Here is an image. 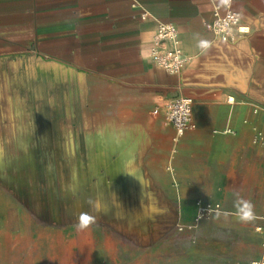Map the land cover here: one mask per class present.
Returning <instances> with one entry per match:
<instances>
[{
  "label": "crops",
  "instance_id": "crops-1",
  "mask_svg": "<svg viewBox=\"0 0 264 264\" xmlns=\"http://www.w3.org/2000/svg\"><path fill=\"white\" fill-rule=\"evenodd\" d=\"M226 8L247 33L221 40L208 29ZM158 21L177 27L189 56L178 73L148 58ZM31 80L43 83L47 138L61 122L66 128L67 89L82 80L112 118L91 140L70 220L64 190L63 211L36 218L38 173L1 142L45 138L32 132ZM178 95L192 99L194 127L173 140V127L153 110ZM9 124L11 134L3 131ZM257 131L264 134V0H0V264H250L264 250ZM237 193L254 205L253 221L235 215ZM196 198L218 202L219 217L179 231ZM80 212L97 217L82 232Z\"/></svg>",
  "mask_w": 264,
  "mask_h": 264
},
{
  "label": "rangeland",
  "instance_id": "rangeland-1",
  "mask_svg": "<svg viewBox=\"0 0 264 264\" xmlns=\"http://www.w3.org/2000/svg\"><path fill=\"white\" fill-rule=\"evenodd\" d=\"M42 89V81H30V90H33V96L30 98V110H32L30 116L37 118L30 122L37 127L32 132L44 133L45 138L36 140L7 138L1 142L6 144V147L16 150L23 164L29 163L38 173L36 192L30 194V203L35 207L36 218L47 222L57 217V213L63 211L57 210V207L58 201L64 196V190L66 191L65 199L68 202L66 217L70 220L73 218L74 209L70 207L69 202L76 198L78 193L76 186L80 184V179L85 180V171L88 168L92 151L91 140L97 132L105 131L106 123L112 121V118L102 112V100L93 95L90 83L82 80L78 82L77 90L74 91L70 87L67 89L66 113L64 114L66 128H62L61 122V128H52L50 137L47 138L48 130L43 128L46 123L42 121L45 100L42 96ZM54 104L58 110L59 97L55 99ZM52 114L57 122L63 115L58 111ZM3 131L11 134L16 130L9 124Z\"/></svg>",
  "mask_w": 264,
  "mask_h": 264
},
{
  "label": "built area",
  "instance_id": "built-area-1",
  "mask_svg": "<svg viewBox=\"0 0 264 264\" xmlns=\"http://www.w3.org/2000/svg\"><path fill=\"white\" fill-rule=\"evenodd\" d=\"M208 29L221 40L233 39L249 31L248 26L241 23L239 13L229 8H226L222 14L216 13L208 24ZM147 55L153 65L170 74L178 73L189 60V56L182 50L177 27L172 23L160 21L156 22L153 36L147 47ZM158 112H162L164 120L173 127V140L194 127L190 97L174 96L165 102L161 111L160 108L153 110L154 114ZM253 141L264 142V134L257 131ZM221 211L222 208L218 202L196 198L192 220L186 224H178L176 227L179 231H191L201 220L209 219ZM261 232L264 236V228ZM261 245L264 247V242ZM250 264H264V250L258 258L251 260Z\"/></svg>",
  "mask_w": 264,
  "mask_h": 264
},
{
  "label": "clouds",
  "instance_id": "clouds-1",
  "mask_svg": "<svg viewBox=\"0 0 264 264\" xmlns=\"http://www.w3.org/2000/svg\"><path fill=\"white\" fill-rule=\"evenodd\" d=\"M221 3L227 4L229 3V0H221ZM198 47H200L201 49L206 48L207 41L200 40L198 42ZM236 195L237 199L234 202V206L236 209L235 215L241 222L253 221L256 218L254 213V205L250 201L240 198L238 193ZM87 203L90 209H94L96 212H99L101 210L98 201L89 199ZM219 215L220 213L217 212V217H219ZM223 215L227 217L229 213L224 212ZM96 221L97 217L95 215H92L91 212H80L77 217L75 228L77 229V231L82 232L89 229L93 224L96 223Z\"/></svg>",
  "mask_w": 264,
  "mask_h": 264
}]
</instances>
